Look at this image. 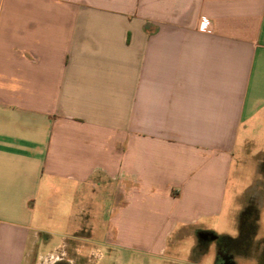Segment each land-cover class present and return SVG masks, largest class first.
<instances>
[{
    "label": "crops",
    "instance_id": "0c3cea01",
    "mask_svg": "<svg viewBox=\"0 0 264 264\" xmlns=\"http://www.w3.org/2000/svg\"><path fill=\"white\" fill-rule=\"evenodd\" d=\"M259 148L264 0H0V264H207L260 233L264 182L228 201Z\"/></svg>",
    "mask_w": 264,
    "mask_h": 264
},
{
    "label": "rangeland",
    "instance_id": "374dc122",
    "mask_svg": "<svg viewBox=\"0 0 264 264\" xmlns=\"http://www.w3.org/2000/svg\"><path fill=\"white\" fill-rule=\"evenodd\" d=\"M262 148H259L258 150H254V153L249 155L248 157L245 156L246 160L248 161L247 164H242L239 168V170L235 171L233 170L232 175H231V180H230V190H229V197L228 201L230 198H233V196H236L237 192L238 194H241L244 196L245 192L248 190V188L254 184L255 180H261L264 182V168L263 171H258V167H263L261 164H258L259 162V157L258 152L261 151ZM259 156V157H258ZM262 156V155H261ZM261 159V158H260ZM263 159V158H262ZM234 186L236 189H234ZM264 188V187H263ZM61 196V195H60ZM58 197L57 203H56V211H57V216L52 219H47L45 221L46 227L51 229L52 231L56 233H64V232H69L71 227H76L79 226L80 221L77 222V220H74L75 215L78 213L79 208H80V201L81 198L73 199V202H64L62 201L63 198ZM91 196V194H89ZM97 198V197H96ZM102 201L101 198H99V201L97 204L99 208L98 213H102L105 217L110 213L111 208H112V200H111V194L110 191L108 190L105 195L102 196ZM72 200V198H71ZM62 201V202H61ZM227 201V202H228ZM97 202V201H96ZM233 207L236 209L237 215L239 213V210L241 209V204L239 202L236 203L234 201ZM233 219V217H232ZM93 221V220H92ZM98 221V220H94ZM256 216L252 217L250 219V222H248V231L250 234H244L242 236H239L235 238V241L231 243H227L225 240H221V236L225 233L224 228L220 227L217 231V239L212 242L213 244V249L214 255H207L206 257V263L207 264H214L215 262V252L217 253L218 248V263L222 264V259L223 258H228V260L233 261L234 264H264V221L262 224V227L260 229V233L257 234V224H256ZM239 223V220H238ZM234 228V229H233ZM234 232L232 236H237L238 234V228L233 227ZM230 229V228H229ZM63 236L57 235L55 236L56 238V243H60ZM210 241V240H209ZM200 242L202 240L200 239ZM192 245V238L191 237H185L183 240H181V249H187L185 251L180 252V255L182 256L183 259H187V256L189 255V248ZM172 246V245H171ZM246 247L249 248V257L247 259H242V255L245 254L246 258ZM171 250L175 248V246L170 247ZM251 249H253L251 251ZM173 253V251H171ZM137 257V255H136ZM134 256L131 254V261H133ZM128 259V255L122 256V264L125 263V261ZM139 259V258H137ZM43 264H48L44 263Z\"/></svg>",
    "mask_w": 264,
    "mask_h": 264
},
{
    "label": "water",
    "instance_id": "95a60500",
    "mask_svg": "<svg viewBox=\"0 0 264 264\" xmlns=\"http://www.w3.org/2000/svg\"><path fill=\"white\" fill-rule=\"evenodd\" d=\"M200 239L203 241H214L217 239V236L211 233H201L200 234Z\"/></svg>",
    "mask_w": 264,
    "mask_h": 264
},
{
    "label": "trees",
    "instance_id": "16d2710c",
    "mask_svg": "<svg viewBox=\"0 0 264 264\" xmlns=\"http://www.w3.org/2000/svg\"><path fill=\"white\" fill-rule=\"evenodd\" d=\"M220 238H221V240H225L228 244L235 241V239L225 237V236H221ZM229 264H231V263L229 262Z\"/></svg>",
    "mask_w": 264,
    "mask_h": 264
},
{
    "label": "flooded vegetation",
    "instance_id": "af4514ba",
    "mask_svg": "<svg viewBox=\"0 0 264 264\" xmlns=\"http://www.w3.org/2000/svg\"><path fill=\"white\" fill-rule=\"evenodd\" d=\"M229 260H228V258H226L225 260H223V264H229V262H228Z\"/></svg>",
    "mask_w": 264,
    "mask_h": 264
},
{
    "label": "built area",
    "instance_id": "2783aa9c",
    "mask_svg": "<svg viewBox=\"0 0 264 264\" xmlns=\"http://www.w3.org/2000/svg\"><path fill=\"white\" fill-rule=\"evenodd\" d=\"M201 30H202V31H207V27L202 26V27H201Z\"/></svg>",
    "mask_w": 264,
    "mask_h": 264
}]
</instances>
